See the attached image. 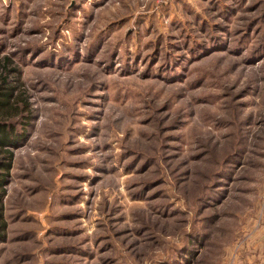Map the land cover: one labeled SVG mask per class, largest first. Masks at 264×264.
I'll list each match as a JSON object with an SVG mask.
<instances>
[{
  "label": "rangeland",
  "instance_id": "1",
  "mask_svg": "<svg viewBox=\"0 0 264 264\" xmlns=\"http://www.w3.org/2000/svg\"><path fill=\"white\" fill-rule=\"evenodd\" d=\"M3 70L0 264L264 261V0H0Z\"/></svg>",
  "mask_w": 264,
  "mask_h": 264
},
{
  "label": "trees",
  "instance_id": "2",
  "mask_svg": "<svg viewBox=\"0 0 264 264\" xmlns=\"http://www.w3.org/2000/svg\"><path fill=\"white\" fill-rule=\"evenodd\" d=\"M8 73L12 72L5 64L2 65ZM2 81L0 82V106H12L14 85L7 83V76L3 70ZM16 96L14 95V98ZM21 99V95L17 96ZM12 102V103H11ZM18 109H27L25 100H19L15 103ZM22 116L21 112H15L10 116H0V242L5 241L7 235V222L3 213V196L5 186L10 182L9 172L12 168L14 149L26 141L28 135L25 126L29 124L27 120L18 119ZM28 117V116H27Z\"/></svg>",
  "mask_w": 264,
  "mask_h": 264
},
{
  "label": "crops",
  "instance_id": "3",
  "mask_svg": "<svg viewBox=\"0 0 264 264\" xmlns=\"http://www.w3.org/2000/svg\"><path fill=\"white\" fill-rule=\"evenodd\" d=\"M252 257L251 258H247V260H244V262L242 264H259L261 262H264L263 261V258H256L254 255H251ZM235 264H240V262H237Z\"/></svg>",
  "mask_w": 264,
  "mask_h": 264
}]
</instances>
